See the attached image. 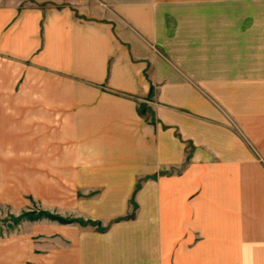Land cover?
Segmentation results:
<instances>
[{
    "label": "crops",
    "instance_id": "1",
    "mask_svg": "<svg viewBox=\"0 0 264 264\" xmlns=\"http://www.w3.org/2000/svg\"><path fill=\"white\" fill-rule=\"evenodd\" d=\"M0 82V129L37 136L81 210L151 200L66 250L0 237V264H170L179 243L264 264V0H0Z\"/></svg>",
    "mask_w": 264,
    "mask_h": 264
},
{
    "label": "rangeland",
    "instance_id": "2",
    "mask_svg": "<svg viewBox=\"0 0 264 264\" xmlns=\"http://www.w3.org/2000/svg\"><path fill=\"white\" fill-rule=\"evenodd\" d=\"M13 83L10 93L14 88ZM17 83L19 84V82ZM0 89L1 95L8 94V82H0ZM0 130L2 131L0 133L1 238H6L14 233L18 236L30 233L33 247H44L38 248L39 252L51 253V249L57 245H63L64 250H66V248H71L69 239L83 238V232H90V236L84 237L85 239L91 238V234L99 238L103 237L104 233L115 222H137L142 217L138 214L140 207L150 205V199L142 198L140 195L137 196L138 193H135L132 198L128 199L127 212L122 215L104 214L103 208L97 214L87 213L81 210L82 208L78 205V202L83 199L81 195L85 196L86 194L78 192L76 184L58 182L56 181L57 177L48 172L50 168L39 166L40 158L46 159V153L48 156L50 152L42 153L39 151L37 136H25L19 130L11 134L7 132V129ZM183 168L184 166L170 168L163 173H180ZM142 185L143 183L139 182L135 192ZM153 205L165 206L166 204L164 200V202L156 201ZM26 211H29L28 217L23 215ZM40 214H47L50 217L44 215L41 218L32 219ZM155 217L156 221L160 223L163 221L162 218H167V215H156ZM133 241L129 240L128 246L135 253L136 242ZM164 250L167 251L165 253L172 261L170 264L215 263L214 258L210 255L207 263L201 262L198 246L193 245L188 248L179 243L164 248Z\"/></svg>",
    "mask_w": 264,
    "mask_h": 264
},
{
    "label": "trees",
    "instance_id": "3",
    "mask_svg": "<svg viewBox=\"0 0 264 264\" xmlns=\"http://www.w3.org/2000/svg\"><path fill=\"white\" fill-rule=\"evenodd\" d=\"M29 213V211H26V212H24L23 213V215H25V216H27V215H29L28 214ZM44 215H46V216H48V217H50L49 215H47V214H40L39 216H36V217H34V218H32V219H38V218H41V217H43ZM28 217V216H27ZM54 218V217H53ZM59 218V217H58ZM30 219V218H29ZM56 219V218H55ZM59 219H61V218H59Z\"/></svg>",
    "mask_w": 264,
    "mask_h": 264
}]
</instances>
